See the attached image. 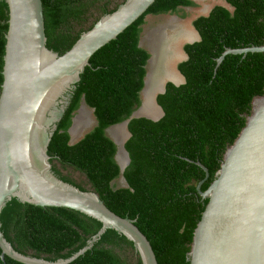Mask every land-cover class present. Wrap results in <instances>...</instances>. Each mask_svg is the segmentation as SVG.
Returning a JSON list of instances; mask_svg holds the SVG:
<instances>
[{"label":"trees","instance_id":"obj_1","mask_svg":"<svg viewBox=\"0 0 264 264\" xmlns=\"http://www.w3.org/2000/svg\"><path fill=\"white\" fill-rule=\"evenodd\" d=\"M46 46L63 54L125 0H41ZM233 10L214 5L192 24L200 40L184 45L187 59L178 64L185 83L168 82L157 96L164 115L158 121L131 119L125 142L130 158L122 176L116 145L106 134L129 118L140 103L149 53L139 46L146 15L177 13L193 0H155L114 39L98 49L79 81L50 138L47 154L53 174L82 191L95 192L121 217L135 220L158 264H190L193 232L207 203L225 150L245 125L254 97L264 94V52L226 54L227 49L264 44V0H225ZM8 6L0 0V90ZM84 99L94 109L95 126L74 144L67 132ZM102 223L66 207H41L12 198L0 213V230L19 253L50 262L68 259L88 245ZM1 254V249H0ZM0 264H23L8 256ZM67 264H142L133 242L107 229Z\"/></svg>","mask_w":264,"mask_h":264},{"label":"water","instance_id":"obj_2","mask_svg":"<svg viewBox=\"0 0 264 264\" xmlns=\"http://www.w3.org/2000/svg\"><path fill=\"white\" fill-rule=\"evenodd\" d=\"M4 1L8 6V28L0 90V213L8 201L16 198L41 207L74 209L97 219L102 226L87 246L70 258L55 262L19 253L0 230V258L4 260L6 255L23 264H67L84 253L105 230L113 229L133 242L142 264H158L150 242L134 219L111 211L95 192L82 191L57 178L51 170L47 154L48 143L56 129V122L64 112L69 91L89 65L90 57L143 15L155 0H125L112 13L100 17L61 55L46 46L41 0ZM218 5L233 10L225 0H219ZM212 7L204 6L202 15H208ZM189 28L195 34L193 39L171 43L177 42L182 55L178 61L171 62L179 77L178 82L164 79L156 87L151 81L154 78L151 75L154 54L149 46L144 47V34L139 41V46L150 55L140 92L141 103L128 119L106 129V134L116 145L115 160L121 174L120 186H128L122 174L130 162L124 146L131 136L129 121L135 118L158 121L164 112L156 99L165 91L167 81L176 86L185 83L184 76L177 69V63L187 59L182 46L200 40L194 26ZM248 52H264V44L227 48L216 62L219 64L226 54ZM148 93H152L149 103L145 98ZM148 104L154 105L159 112L156 115L147 113ZM81 107H88L84 99L67 130L70 144L76 143L85 134L74 137L70 132L73 119ZM90 109L94 112L93 108ZM120 125L124 137L117 142L111 129ZM119 151L126 155L123 164L117 159ZM196 164L204 170L205 180L208 177L207 168L199 161ZM204 180L197 184L196 190L202 199H207V203L193 232L187 253L189 263L264 264V94L253 98L245 125L225 150L214 180L205 191H201L200 185Z\"/></svg>","mask_w":264,"mask_h":264},{"label":"bare ground","instance_id":"obj_3","mask_svg":"<svg viewBox=\"0 0 264 264\" xmlns=\"http://www.w3.org/2000/svg\"><path fill=\"white\" fill-rule=\"evenodd\" d=\"M172 21L173 20H170V22L158 25L156 26V28L154 27V29L147 30L143 38V41H145L147 44L146 46H149L154 54L152 62L154 70L151 74L152 76H154V78H151V81L156 84V87L164 79H169L174 82L179 81V77L171 67V62L178 61L182 55L178 50V46L176 45L177 42L173 45L171 43L174 40L184 41L191 40L195 37L194 32L190 28L184 25L173 24L171 23ZM166 29H168L169 31H166ZM151 94L152 93H148V95L145 96V98L147 97V103H149V96H151ZM146 112L156 115L159 110L154 105L148 104L146 107ZM86 114L87 112L85 113L82 107L78 110V114H76V116L74 117L73 126L70 130L72 136L77 137L81 128L85 127L87 123ZM79 125L81 126V128L79 127ZM111 131L114 139L117 142L124 137L122 125L115 126L111 129ZM117 159L120 163L123 164L126 160V155L124 154V152L119 151Z\"/></svg>","mask_w":264,"mask_h":264},{"label":"rangeland","instance_id":"obj_4","mask_svg":"<svg viewBox=\"0 0 264 264\" xmlns=\"http://www.w3.org/2000/svg\"><path fill=\"white\" fill-rule=\"evenodd\" d=\"M193 2H194L193 6L184 7L182 9H180L177 13L147 15L144 19L145 22L142 26V33L144 34V31H147L149 29L150 30L154 29V27L156 28V26H158V25L170 22V20H173L171 22L173 24L184 25V26L189 28V27H191L193 20L196 17L203 14L202 9L204 8V6L208 5V6L212 7L214 5H218L219 0H193ZM166 31H169V30L166 29ZM141 37H143L142 34H141ZM84 112L85 113L87 112V114H86L87 123H86L84 128H81V126L79 125V127L81 128V130L79 131L80 135H83L84 133L90 131V129H92L94 122H95L94 113L92 112V110L89 107L84 108ZM88 116L90 119L88 118ZM118 184L120 185V181L118 182Z\"/></svg>","mask_w":264,"mask_h":264},{"label":"flooded vegetation","instance_id":"obj_5","mask_svg":"<svg viewBox=\"0 0 264 264\" xmlns=\"http://www.w3.org/2000/svg\"><path fill=\"white\" fill-rule=\"evenodd\" d=\"M192 25H193V24H192ZM149 30H150V29H149ZM145 32H146V31H144V35H145ZM142 36H143V33H142ZM141 39H142V38H141ZM143 40H144V39H143ZM142 43H143L144 47L147 45L145 41H142ZM186 44H189V43H185L184 45H186ZM184 45L182 46V50H183V52L186 54V52L184 51ZM186 55H187V54H186ZM181 57H182V56H181ZM183 61H184V60L181 59V60L177 63V69H178V64L181 63V62H183ZM173 70H174V69H173ZM178 70H179V69H178ZM167 83H168V81H167ZM167 83H166V84H167ZM165 86H166V85H165ZM95 124H96V121L94 122L93 127L95 126ZM93 127H92V128H93Z\"/></svg>","mask_w":264,"mask_h":264}]
</instances>
